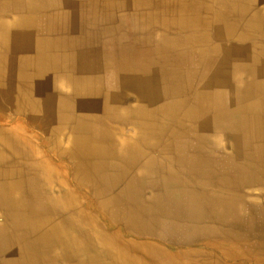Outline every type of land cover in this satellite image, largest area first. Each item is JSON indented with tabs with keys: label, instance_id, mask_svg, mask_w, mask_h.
I'll use <instances>...</instances> for the list:
<instances>
[{
	"label": "crops",
	"instance_id": "0c3cea01",
	"mask_svg": "<svg viewBox=\"0 0 264 264\" xmlns=\"http://www.w3.org/2000/svg\"><path fill=\"white\" fill-rule=\"evenodd\" d=\"M124 1L133 12L136 0ZM194 1L217 20L78 22L68 35L77 56L58 72L33 69L1 105L0 196L7 183L25 188L18 216L5 220L0 206V248L26 251L15 264H87L61 228L73 221L96 241L88 218L111 233H150L134 228L154 218L174 233L193 225L195 249L220 255L211 264H264V0ZM261 101L254 137L216 129L220 116ZM251 200L261 222L248 226ZM37 217L53 226L34 228ZM233 238L243 248L222 242Z\"/></svg>",
	"mask_w": 264,
	"mask_h": 264
},
{
	"label": "bare ground",
	"instance_id": "6f19581e",
	"mask_svg": "<svg viewBox=\"0 0 264 264\" xmlns=\"http://www.w3.org/2000/svg\"><path fill=\"white\" fill-rule=\"evenodd\" d=\"M166 1L167 0H156L158 8L153 11L151 9L147 10L146 1L144 2V0H142L141 3L134 6L133 12H123L128 5L124 0H0V109L2 108V104L4 106L6 99L12 98L11 94L14 93L15 89L21 88L20 84L23 79H31V71L33 69L48 70L51 68L58 72L69 57L77 56V53L70 51V46L78 45L77 41L75 38L70 41L68 35L72 28L80 27L78 22H137L140 19H143L145 22H214L218 18L215 12L207 16L209 11L196 10L194 0H173L171 4L172 8L166 4ZM248 28L255 30L256 22H249ZM230 29L235 30L237 28L232 25ZM236 66L238 67V65ZM247 69L251 71L250 68L246 67L244 71H248ZM107 80L108 78L106 81ZM30 89L32 90V88ZM262 102L263 101L253 102L248 106H244V108L241 107L235 113L227 116H220L217 120H226V123L216 122V129L219 132H223L226 129H230L229 131L231 132L242 130L245 135H252L253 133L256 135L257 129H251V127L252 123L255 125L258 123L260 116L258 109L261 110ZM8 174L10 178L13 176L17 180L21 178L13 173ZM9 176L6 178H9ZM30 182V194L40 195V192L35 191L37 189L36 186L32 187V181ZM7 184H9L5 189L7 195L0 196V206H5V212L2 211L1 213H3L4 219L9 221L13 216H18L14 214L21 212L26 204L18 200V197L23 194L21 188H25H19L13 183ZM3 188H5V186L0 187V189ZM38 204L39 203L35 201L33 202L32 206L34 210ZM21 218L23 219V217ZM23 220L26 221L27 219L24 218ZM30 220L33 221V227L40 226L41 231H45L53 226V223L48 217L46 219L37 217L34 220ZM136 221L139 222V220ZM15 222L21 223V219L15 220ZM88 222H90L95 231L93 236L96 241H93V239L91 240L89 234H84L85 231H83L82 234L79 231H75L77 227L73 221H68V227L65 226V228H61L64 223L56 224L52 227L58 228L61 226L60 228L66 233L71 249L74 252L77 251L79 255H82L83 258L81 262L87 264H211V262L217 263L220 260L218 252L210 253L207 249H195V242L201 234L195 232V226L193 225L189 228L188 225H184V228L188 231L174 233L177 227L172 225L171 222L166 223L157 221L154 218L146 223L136 224L134 228L135 230H151L150 233H121L117 229L115 232L111 233L105 230L102 231L100 229V222L96 218H88ZM153 230L161 231L156 233ZM189 233H191V235ZM162 234H186L185 236H190L185 239L190 242L189 244H191V246L188 249L176 248L177 250L175 251H169L157 247V243L133 241L128 240L126 237V235L135 238L157 237L160 240H165ZM205 236L207 238L211 237L210 234ZM13 239V242L20 241L22 243L20 238H17L14 234ZM3 240H6V235L3 232V226L0 224V244L3 243ZM234 240L233 238L232 241L226 240L222 242L232 243V246L236 249L243 248L244 241ZM210 242V240L207 241V239H205L204 244L208 246V244H212ZM98 248L99 250H97ZM18 252L21 258L26 257L24 248L15 252V254L14 252L6 254V252L0 248V256L4 254L1 258L8 264H15V256ZM2 259L0 260L2 261ZM22 262L26 264L27 259L24 258Z\"/></svg>",
	"mask_w": 264,
	"mask_h": 264
},
{
	"label": "rangeland",
	"instance_id": "374dc122",
	"mask_svg": "<svg viewBox=\"0 0 264 264\" xmlns=\"http://www.w3.org/2000/svg\"><path fill=\"white\" fill-rule=\"evenodd\" d=\"M141 2H142V0H136L135 5L139 4ZM144 2L146 3V9L147 10L151 9V10L154 11V10H156L158 8L156 0H144ZM144 6H142V7H144ZM123 12H126V11H123ZM137 22H145V21L143 19H140ZM2 122L3 121L0 120V125H1ZM11 128L12 129H16L14 123H11ZM258 195H261V194L259 193ZM254 202L256 203L255 200H251L247 204H244V206H243L244 207L243 208V214L245 215L246 222H248V226H251V225H254V224L257 225L259 221L261 222V220L259 219L260 216L258 217L256 215V204ZM155 220L163 221V222H166V223L171 222L169 219H166V218H164V219H155ZM245 220H243V221H245ZM185 226H187V225H185ZM239 226H241V228H243L242 225H239ZM189 234L191 235V233H189ZM185 235L186 234H184V235H182V234H162V237H164L165 240H160L157 237L156 238H148V237H145V238L136 237L135 238V237H131V236H128V235H126V237H127L128 240H133V241L135 240V241H145L147 243H157L156 244L157 247H160V248H163V249H167L169 251H175L177 249H188L191 246V244H189L190 242L185 239V238H188L190 236H185Z\"/></svg>",
	"mask_w": 264,
	"mask_h": 264
}]
</instances>
